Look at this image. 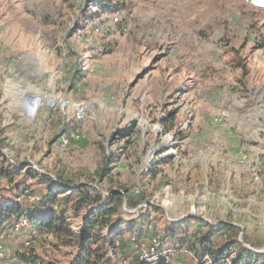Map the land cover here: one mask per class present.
<instances>
[{
    "label": "rangeland",
    "instance_id": "obj_1",
    "mask_svg": "<svg viewBox=\"0 0 264 264\" xmlns=\"http://www.w3.org/2000/svg\"><path fill=\"white\" fill-rule=\"evenodd\" d=\"M102 1L0 0V149L15 165L80 181L109 166L105 195L126 185L147 199L121 209L122 227L142 226L143 206L154 235L190 213L236 223L262 249L264 0ZM66 100L89 103L82 120ZM72 130L77 138L61 145ZM0 245H31L57 264L76 252L21 228Z\"/></svg>",
    "mask_w": 264,
    "mask_h": 264
},
{
    "label": "trees",
    "instance_id": "obj_2",
    "mask_svg": "<svg viewBox=\"0 0 264 264\" xmlns=\"http://www.w3.org/2000/svg\"><path fill=\"white\" fill-rule=\"evenodd\" d=\"M92 1L99 8L106 4L102 0ZM160 123L168 132L173 129V125L168 126L164 121ZM167 161L168 158L159 159L147 174L154 177L159 171L157 165ZM109 169V166H102L95 183L94 179L80 181L75 180L74 176L65 178L60 171L52 174L38 170L28 162L15 165L0 149V236L12 231L16 224L24 220L26 224L20 228L26 229L29 235H46L54 239L57 246H74L76 253L70 264H111L110 252L115 254L119 249H124L123 254L126 255L121 257H128L131 250L125 248L141 245L145 240L153 239L152 236L157 240L156 245H167L174 249V254L169 258L183 259L187 256L184 248L187 249L191 254L188 255L191 264H207L203 260L204 255H208L216 264H228L226 259L231 264H264V252H255L243 245L242 240H245L251 246H256L241 233L238 224L230 221L220 220L214 224L198 215L188 214L166 224L160 233L154 235L150 229L143 227L150 212H144L146 207L143 206L139 209L142 226L133 220L127 227H122L125 221L118 215L124 202L127 207H136L147 199L142 191L133 193L126 185L109 186L105 195L102 180ZM23 170V177L18 179ZM3 191L10 193L3 195ZM28 196H34L35 201H20ZM148 208L159 210L158 206L151 204ZM72 218H79L76 226L70 220ZM125 232L133 236L121 239ZM20 247L17 246L14 253L19 255L21 262L36 264L31 254L33 247ZM172 262L160 258L157 264ZM129 264L145 263L132 256Z\"/></svg>",
    "mask_w": 264,
    "mask_h": 264
},
{
    "label": "built area",
    "instance_id": "obj_3",
    "mask_svg": "<svg viewBox=\"0 0 264 264\" xmlns=\"http://www.w3.org/2000/svg\"><path fill=\"white\" fill-rule=\"evenodd\" d=\"M63 106L70 107L73 110L74 118L78 121L82 120L85 116L88 108L89 103L86 101H80V102H70L68 100L63 101ZM78 136V130H72L70 134L67 136H62L60 138L61 145L68 144L69 140L75 139ZM254 173V172H253ZM26 222L23 220L22 222L16 224L14 226V229H18L21 227V225H25ZM157 240L155 239L154 245H133L134 246V256L136 259L145 264H157L160 258H166L168 261H173V264H184L182 259H172L169 258L170 255L174 254V249L167 245H156ZM26 247H29L30 245H25ZM37 250L33 248L31 250V254L33 255V259L36 260V264H45L43 259H39L37 256ZM188 254H190L188 252ZM191 255V254H190ZM37 257V258H35ZM203 260L206 261L207 264H216L215 262H212L208 255H204ZM226 262L228 264H231V261L229 259H226ZM0 264H24L19 259L18 254L10 255L6 252L3 245H0Z\"/></svg>",
    "mask_w": 264,
    "mask_h": 264
},
{
    "label": "crops",
    "instance_id": "obj_4",
    "mask_svg": "<svg viewBox=\"0 0 264 264\" xmlns=\"http://www.w3.org/2000/svg\"><path fill=\"white\" fill-rule=\"evenodd\" d=\"M4 246V248H5V245H3ZM58 247H60V245H58ZM129 247V246H128ZM127 247V250L129 249V250H131V254H129L128 255V257L126 256V257H121V256H124V255H126L125 253L123 254V250H121V249H119L118 251L120 252V254L118 253V252H116L114 255L115 256H111V252L109 253L110 254V256H111V258H112V263L111 264H117V262H120L121 264H127L126 262L128 261V263H129V261L130 260H132V256H134V246H131V247H129L128 248ZM15 248H16V246H15ZM14 248V249H15ZM14 249H8L7 247H6V249L5 250H7V252H8V254H10V255H14V254H16V253H14ZM76 252H74L73 254H70V258H68L67 257V259H68V262L66 263V264H70L71 263V261H72V258H73V255L75 254ZM37 256H38V254H37ZM41 256V255H40ZM41 259H43L45 262V264H57V261H55V260H49V259H46V258H41Z\"/></svg>",
    "mask_w": 264,
    "mask_h": 264
},
{
    "label": "water",
    "instance_id": "obj_5",
    "mask_svg": "<svg viewBox=\"0 0 264 264\" xmlns=\"http://www.w3.org/2000/svg\"><path fill=\"white\" fill-rule=\"evenodd\" d=\"M37 105H39V103L37 104ZM30 115H32V114H30ZM141 206V205H140ZM123 207H125V202H124V204H123ZM190 214V213H189ZM188 215V214H187ZM187 215H184V216H182V217H179L178 219H175V220H180V219H182L183 217H185V216H187ZM246 246L248 247V248H250V249H252L253 251H255V252H258V253H262V252H264V247L262 248V249H260V250H258V249H254L252 246H250V245H247L246 244Z\"/></svg>",
    "mask_w": 264,
    "mask_h": 264
},
{
    "label": "bare ground",
    "instance_id": "obj_6",
    "mask_svg": "<svg viewBox=\"0 0 264 264\" xmlns=\"http://www.w3.org/2000/svg\"><path fill=\"white\" fill-rule=\"evenodd\" d=\"M53 101H54V99H53V98H51V97H50V98H48V102H49V103H50V102H51V103H53ZM38 103H40V101H38ZM38 103H37V104H38ZM37 104L34 106V108L38 106ZM25 108L28 110V108H27V107H25ZM34 108H33V109H34ZM33 109H32V110H33Z\"/></svg>",
    "mask_w": 264,
    "mask_h": 264
}]
</instances>
